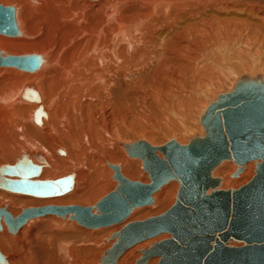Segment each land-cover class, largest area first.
<instances>
[{"label": "bare ground", "instance_id": "bare-ground-1", "mask_svg": "<svg viewBox=\"0 0 264 264\" xmlns=\"http://www.w3.org/2000/svg\"><path fill=\"white\" fill-rule=\"evenodd\" d=\"M0 5L14 17L12 31L0 30V160L13 159L7 164H14L25 155L33 164L41 165L40 174L32 178L44 180L64 176L56 177L59 171L55 170L59 167L54 162L62 165L61 168L69 161L79 165L81 156H86L92 173L71 172L72 169L68 170L71 173L64 172L72 174L73 186L69 194H66L69 191L61 194L65 196L58 203H86L90 194L96 197L99 191L111 187L108 184L111 173L117 185L112 165L124 159L123 151L128 154L125 145L142 139L155 144V140L151 142L155 136L153 126H129L124 122L126 107L130 113L137 110L138 117L139 113L143 114L142 118L152 110L164 116L171 113L177 119V128L170 127L172 130L166 134L177 135L178 138L169 139L186 144L190 138L202 134L199 117L218 93L227 91L238 78L264 81V0H0ZM24 58L36 61V66L20 65L18 61ZM223 81L226 89L218 87ZM116 90L123 94V100L115 99ZM39 107L42 114L37 121L34 112ZM125 132H137L142 138L123 140ZM157 154L162 157L159 151ZM124 161L123 168L116 164L118 170L133 180L129 177L137 172V163ZM226 161L232 160L221 161L218 173L234 168ZM247 162L242 171L249 178L254 175L255 161ZM101 176L105 180L102 184ZM148 180L138 181L148 183ZM224 180L220 178L219 188L222 183L223 189L238 187L232 185L237 179L229 180L227 176V182ZM177 185L168 187L164 197L173 195ZM157 191L152 194L153 202L147 205L155 202ZM0 195L11 202V209L5 205L0 208L14 217L18 215L12 212L15 207L36 201ZM175 196L176 193L174 200ZM142 206L134 207L131 212ZM43 215L28 218L14 232L1 219L0 234L5 227L10 233L6 239L11 244L8 257L4 254L6 240L0 235V252L8 264H86L89 257L98 260L88 264H98L115 241L111 234L110 247L102 255L93 256L92 247L76 249L74 241L67 242L69 245L61 241L58 235L64 232L59 223L40 219ZM60 217L78 223L68 214ZM121 223L97 227L78 224L91 229L84 236L101 238L108 232V226ZM43 230L48 233L44 234ZM167 237L170 234L164 232L133 244L116 264H133L132 260L140 253L134 261L136 264L142 249ZM148 239L152 243L137 252L136 244ZM154 257L158 262L159 256H150L146 264H157Z\"/></svg>", "mask_w": 264, "mask_h": 264}, {"label": "water", "instance_id": "water-1", "mask_svg": "<svg viewBox=\"0 0 264 264\" xmlns=\"http://www.w3.org/2000/svg\"><path fill=\"white\" fill-rule=\"evenodd\" d=\"M13 26V13L0 5V30L10 32ZM18 63L36 66L33 59L24 58ZM34 113L39 121L41 107ZM199 122L202 134L186 144L169 139L151 145L142 139L125 145L130 156L141 159L148 183L126 178L115 164L112 168L118 184L94 205L28 207L15 217L0 208V221L10 232L28 218L46 213L68 214L86 227L121 223L134 207L151 204L152 194L176 179L174 202L158 215L127 222L113 232L115 241L98 264H116L127 248L164 232L170 237L142 249L136 264H146L150 256H159L157 264H264V81L238 78L229 90L209 101ZM24 156L14 164L0 165L1 189L54 197L72 188V174L33 179L40 174L41 165ZM226 159L237 165L233 176L247 161L254 160V175L237 188H219L220 178L212 176V171ZM233 241L237 244L232 245ZM0 264H8L1 252Z\"/></svg>", "mask_w": 264, "mask_h": 264}, {"label": "rangeland", "instance_id": "rangeland-1", "mask_svg": "<svg viewBox=\"0 0 264 264\" xmlns=\"http://www.w3.org/2000/svg\"><path fill=\"white\" fill-rule=\"evenodd\" d=\"M224 82V81H223ZM221 82V83H219V85H218V87L219 88H221V89H226V87H227V84L224 82ZM225 84V85H223V84ZM218 87H216V88H214V90L215 91H217L218 90ZM231 87L230 86H228V90L230 89ZM120 98V100H123V94L119 91V90H116L115 91V99L116 100H118ZM126 111H128V112H126ZM135 111H137V110H135ZM132 112V113H130V111H129V108H127L126 107V109H124V116H123V120H124V122L125 121H127V122H125V123H128V125L129 126H132V124H134V125H137L138 127H140V126H142V127H144V128H146V127H149V126H153L152 127V129H153V135H155L154 137L152 136V140H151V142H153L154 140H155V144L156 145H158V144H163V142H164V140L166 141L167 139H169V138H171V137H173V136H175V137H177V135H172V134H166V133H168L169 131H171L172 129L170 128V127H173V128H175L176 126H175V124H177L178 122H177V119L175 120V117L170 113V114H168V115H166V116H164V115H159V113L158 112H153L154 110H152L149 114L150 115H144V117H146V118H142L143 117V114H141V113H139V117H138V113H136V112ZM126 114V115H125ZM132 114V115H131ZM126 116V117H125ZM136 116V117H135ZM173 116V117H172ZM125 117V118H124ZM164 118V119H163ZM174 118V119H173ZM127 119V120H126ZM133 119V120H132ZM139 119H141V122H139ZM146 119V120H145ZM132 123H131V122ZM173 121V122H172ZM130 123V124H129ZM147 124V125H146ZM140 125V126H139ZM126 126V125H125ZM170 128V129H169ZM177 128V127H176ZM123 129H126V127L124 128V126H123ZM169 129V130H168ZM119 130V129H118ZM164 131H165V133H164ZM157 132V133H156ZM126 133V134H125ZM125 133H123V138H121V139H123V140H134V139H138V138H140L142 135L141 134H137V132H134L135 134H133V132H125ZM128 133H129V135H128ZM157 135H156V134ZM173 133V132H172ZM125 134V135H124ZM121 135V134H120ZM137 135H139V136H137ZM159 135V136H158ZM162 135V136H161ZM165 136V137H164ZM169 136V137H168ZM120 137H122V135L120 136ZM142 138V137H141ZM178 138V137H177ZM154 143V142H153ZM154 144V145H155ZM114 147H117V146H114ZM107 149H108V147H107ZM111 148H109V150H110ZM122 151H123V149L122 148H120ZM112 150H114V149H112ZM65 151V150H64ZM40 152V151H39ZM66 152V151H65ZM41 153V152H40ZM123 153H124V159H126V160H131L132 162H135V163H137V164H135V168H136V170H137V172L134 174L135 175V177H134V175H130V177L129 178H131V179H133V180H144V179H147L148 180V175H147V173L143 170V168H142V166H141V161L138 159V158H134L133 159V157H130V156H128V154H125V152L123 151ZM122 153V154H123ZM61 155V154H60ZM96 155H98L99 156V154H97L96 153ZM83 157H85V160H84V158ZM129 157V158H128ZM101 158H105L103 155H101ZM8 159V158H7ZM0 160V162H2V163H4L5 161V163H9V162H13L14 160L13 159H9V160ZM124 159H122V160H120V161H116V162H114V163H116V164H118V165H120V166H122V168H123V166H124V164H125V161H124ZM66 162L68 161V160H65ZM83 161V162H82ZM73 162V161H72ZM68 162V163H66V165L63 167V168H61L62 167V165H60L59 166V164L58 163H55L54 162V165H56V166H58L59 168L58 169H56L55 171L56 172H58V173H56V177H58L59 175L60 176H62V175H65V173L64 172H67L68 170H70L71 171V169H72V171L71 172H75L76 171V173L77 172H79V171H82V170H85V171H90L89 172V174H91L92 173V171L90 170L91 168H89L90 167V165L87 163V159H86V156H81V161H79V165L78 164H76L75 165V163L73 162ZM82 162V163H81ZM227 163H229V164H231V165H233L234 166V168L232 169V170H228V172L226 171V173H218V167L221 165V164H219L214 170H213V173H212V176H215V177H220V178H223V180H224V182H227V176H228V179L229 180H231V179H237L238 181H237V183L235 182H233L232 181V185H233V187H237V186H240V185H242V184H244L245 183V181L247 182L251 177H249V178H247L246 176V174L247 173H244L243 174V171L242 172H240L239 174H238V176L236 177V176H234V178H233V176L232 175H229V173L231 174L234 170H235V168H236V165H235V163L234 162H232V161H226ZM2 163H0V164H2ZM97 164H98V162H96ZM248 163V162H247ZM73 164V165H72ZM250 164V163H249ZM253 164V163H252ZM74 165H75V167H74ZM138 167H137V166ZM254 165V164H253ZM73 167V168H70V167ZM85 166V167H84ZM87 166V167H86ZM79 167V168H78ZM84 167V168H83ZM68 168V169H67ZM77 168V169H76ZM83 168V169H82ZM140 168H141V170H140ZM66 169V170H65ZM87 169V170H86ZM108 169V168H107ZM253 169H255V167H253ZM79 170V171H78ZM229 171H231V172H229ZM71 172H69L68 171V173H71ZM68 173H66V174H68ZM228 173V174H227ZM224 174V175H223ZM241 174V175H240ZM103 175H105V174H103ZM223 175V176H222ZM245 177H244V176ZM131 176H133V178L131 177ZM244 177V178H243ZM241 178H243L242 180H241ZM101 180H102V182H101V180H99L100 181V183L102 184L103 183V181H105L104 179H102V176H101V178H100ZM241 180V181H240ZM149 181V180H148ZM108 184H110L111 185V187H107V188H104V191L103 192H101V191H99L100 193H98V195H96V197L94 196V195H92V194H90V196H88L87 198H86V203H85V201H81L80 203H77V202H65L64 204L63 203H58L57 202V200L60 198H62V197H64L65 195H60V196H56V197H51V198H38V197H35L34 198V196H30V195H25V194H21V193H12V192H9V191H4V190H0V193L1 194H4V195H6V194H8V196L9 197H22V198H26V199H31V200H36L35 202H33V203H28V204H20V205H18V207H15V208H17V209H15L14 211H12L13 212V214L14 215H16V214H19L20 213V211H21V209L22 208H25V207H27L28 205V207H35V206H44V205H48V204H61V205H65L66 203H68V204H66V205H69L70 203L71 204H81V205H92V204H94L99 198H101L102 196H104L106 193H108V192H110L111 190H113L112 188H114V186L116 185V182H115V180L113 179V177H112V173L109 175V178H108ZM112 182L114 183V185H112ZM175 183H176V185H177V182H176V180L174 181H170V182H168L166 185H164V187H162L161 189H162V191H161V189L160 190H158L157 192H156V194L158 195H154V203L152 204V205H147V206H142V207H139V208H137V209H135L133 212H131V214L128 216V218L124 221L125 223H127V222H129V221H133V220H135V219H144V218H146V217H148V216H153V215H156V214H160L161 212H163V211H165V209H167L173 202H174V195H175V193H176V190H177V188H176V190L174 191V194L171 196V195H169V196H165L164 197V193H165V190H167L168 189V187H170V186H172V185H175ZM235 184V185H234ZM178 186V185H177ZM226 186V185H225ZM223 183H222V185L220 186V188H222L223 189ZM229 188H230V186H228ZM227 187V188H228ZM111 188V189H110ZM72 190H74V189H72ZM161 191V192H160ZM72 192V191H71ZM70 193V191L68 192V193H66V194H69ZM19 194V195H18ZM100 195V196H99ZM1 196V195H0ZM1 197H3V196H1ZM89 197H90V199H89ZM93 197V198H92ZM160 200H159V199ZM0 206L1 207H4V205L7 207V209H8V207L10 208V206H11V202L7 199V198H5V197H3V198H0ZM5 203V204H4ZM10 204V205H9ZM25 205V206H24ZM21 206V207H20ZM152 206L154 207V208H152ZM151 207V208H150ZM157 207V208H156ZM164 207V208H163ZM143 208V209H142ZM147 209L148 210V212H147V210H145V209ZM11 209V208H10ZM154 209V210H153ZM162 209V210H161ZM138 210V211H137ZM150 210V211H149ZM153 210V211H152ZM158 210V211H157ZM144 211H146V212H144ZM157 211V212H156ZM141 212V213H140ZM136 213H137V215H136ZM138 213H140V214H138ZM143 213V214H142ZM135 214V215H134ZM146 214V215H145ZM150 214V215H149ZM40 217V219H48V220H50V221H57L58 223H59V226L61 227V230L64 232V233H62V234H59L58 235V237H59V239L61 240V241H66V244L67 245H69V243H67V242H70V241H74V244H75V248L77 247L78 249H81V248H89V247H92L94 250H92L93 251V256L94 255H96L97 253L99 254V255H102L103 253H104V251L106 250V248H108V247H110V245L112 244V239H110V235L114 232V231H117L118 229H120L121 228V226H123V223H121V224H115V225H111V226H108V228H107V231L108 232H106V233H104V236L103 237H101L100 238V236H96V237H94L93 235H90L89 237H86V236H84L85 234V232L86 231H89V230H91V229H87V228H83L81 225H79L78 223H76L75 221H73V220H68V217H66V219H64V218H62V217H60V216H56V215H53V214H46V215H43V216H39ZM38 217V218H39ZM53 217V218H52ZM37 218V217H36ZM39 219V220H40ZM32 220H34V218L32 219ZM29 221H31V220H29ZM70 221V222H69ZM124 223V224H125ZM25 224H23V226H24ZM106 228V227H105ZM69 229V230H68ZM98 229V228H97ZM109 229V230H108ZM93 230H96V229H93ZM44 231L45 230H43V233H44ZM81 231V232H80ZM71 232V233H70ZM73 232V233H72ZM77 232H79V233H77ZM5 233V234H4ZM48 233V231L46 230L45 231V233L44 234H47ZM75 233H76V235H75ZM81 233H82V235H81ZM108 233H110V234H108ZM65 234V235H64ZM0 235H2L3 237H4V239L6 240L9 236L8 235H10V233L6 230V227L3 229V233L2 234H0ZM6 235V236H5ZM63 235H64V237H63ZM68 235H69V237H68ZM72 235V236H71ZM168 235V234H167ZM13 236V235H12ZM81 236H82V238H83V240H81L82 238H81ZM86 237V238H84V237ZM6 237V238H5ZM68 237V238H67ZM94 238V239H93ZM96 238V239H95ZM108 238V239H107ZM161 238V237H160ZM58 239V240H59ZM84 239L86 240V242L84 241ZM92 239V240H91ZM105 240V241H102V240ZM159 239V238H158ZM8 240H6L5 241V246H7V248H6V250L7 251H4V254L8 257L9 255H10V249H11V244L10 243H8L7 242ZM83 243H82V242ZM96 242V244L94 243V242ZM111 241V242H110ZM150 241V242H149ZM56 242H60V241H56ZM81 242V243H80ZM89 242H90V244H89ZM144 242H145V244H144ZM85 243V244H84ZM93 243H94V245H93ZM106 243V245H104ZM147 243V244H146ZM150 243H152V240L150 239H148L147 240V242H146V240L145 241H143V242H140V243H138V244H136V245H138L139 246V248L137 249V252H139V249L140 248H143V247H146L145 245H147L148 246V244H150ZM7 244V245H6ZM142 244V245H141ZM76 245H78V246H76ZM83 245V246H82ZM10 248H9V247ZM142 246V247H141ZM76 248V249H77ZM95 252V253H94ZM125 254V253H124ZM140 255V253H138V256ZM123 256V255H122ZM121 256V257H122ZM137 255L135 256L136 258L138 257ZM120 257V258H121ZM120 258H119V260H120ZM136 258H134V260H132V263L134 264V261H135V259ZM153 259V258H152ZM97 261L98 259H95V258H93V257H89L84 263H86V264H88L89 262H94V261ZM118 260V261H119ZM154 260L157 262V258L156 257H154ZM88 261V262H87ZM76 263V262H75ZM76 264H79V263H76ZM156 264V263H155Z\"/></svg>", "mask_w": 264, "mask_h": 264}]
</instances>
